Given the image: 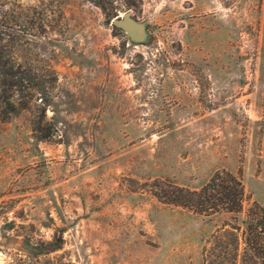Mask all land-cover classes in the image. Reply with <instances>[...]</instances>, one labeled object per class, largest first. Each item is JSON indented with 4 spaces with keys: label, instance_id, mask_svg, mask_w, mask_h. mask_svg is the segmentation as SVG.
<instances>
[{
    "label": "rangeland",
    "instance_id": "374dc122",
    "mask_svg": "<svg viewBox=\"0 0 264 264\" xmlns=\"http://www.w3.org/2000/svg\"><path fill=\"white\" fill-rule=\"evenodd\" d=\"M63 11L40 46L59 78L52 135L34 110L0 118V264H204L206 241L264 208V0H143L147 45L87 0ZM222 171L243 180L236 220L155 196Z\"/></svg>",
    "mask_w": 264,
    "mask_h": 264
},
{
    "label": "trees",
    "instance_id": "16d2710c",
    "mask_svg": "<svg viewBox=\"0 0 264 264\" xmlns=\"http://www.w3.org/2000/svg\"><path fill=\"white\" fill-rule=\"evenodd\" d=\"M87 1L102 11L109 23L121 13L137 11L143 2ZM69 2L38 0L35 5L25 6L17 0H0V118L7 122L24 111L34 110V131L45 134L38 138L40 141L52 135L54 126L48 120L47 110L54 101L59 80L40 46L42 42V48L47 45L49 48L51 43L44 36L49 28L54 34H63L66 20L63 9ZM155 196L164 204L196 215L212 217L228 213L236 220L243 210L245 187L240 176L222 171L216 172L199 190L162 183V191H156ZM46 246L49 252L61 250L63 237L54 238ZM239 259L241 264H264V208L256 202L241 225L225 224L203 248L204 264H238Z\"/></svg>",
    "mask_w": 264,
    "mask_h": 264
},
{
    "label": "water",
    "instance_id": "95a60500",
    "mask_svg": "<svg viewBox=\"0 0 264 264\" xmlns=\"http://www.w3.org/2000/svg\"><path fill=\"white\" fill-rule=\"evenodd\" d=\"M112 24L115 28L123 31L132 43L136 45H147L150 43L151 35L148 30V22H141L134 17L132 11L115 18Z\"/></svg>",
    "mask_w": 264,
    "mask_h": 264
}]
</instances>
